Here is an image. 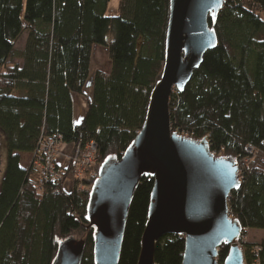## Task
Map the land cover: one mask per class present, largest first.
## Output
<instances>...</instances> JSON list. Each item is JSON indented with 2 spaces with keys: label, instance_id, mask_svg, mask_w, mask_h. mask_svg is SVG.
Returning <instances> with one entry per match:
<instances>
[{
  "label": "trees",
  "instance_id": "obj_1",
  "mask_svg": "<svg viewBox=\"0 0 264 264\" xmlns=\"http://www.w3.org/2000/svg\"><path fill=\"white\" fill-rule=\"evenodd\" d=\"M209 19L217 47L207 53L183 93L170 98L174 132L207 140L232 158L241 186L228 207L244 229L264 232V0H224ZM0 0V135L8 152L0 189V264H54L61 243L85 242L81 264H95V228L88 220L94 181H77L71 162L60 183L39 191L34 155L43 137L74 148L96 146L98 170L121 159L142 131L166 59L170 0ZM27 34L23 51L15 47ZM110 36L113 37L110 40ZM94 47L108 51L110 73L97 72L83 122L74 123L73 95L84 97ZM21 60L19 65L13 62ZM73 181L67 192L64 184ZM82 187V188H81ZM154 179L143 176L127 221L119 264H138ZM260 246L259 257L255 248ZM245 264H264V242L244 245ZM185 240L164 236L156 264H182ZM229 247L221 249L224 264Z\"/></svg>",
  "mask_w": 264,
  "mask_h": 264
},
{
  "label": "water",
  "instance_id": "obj_2",
  "mask_svg": "<svg viewBox=\"0 0 264 264\" xmlns=\"http://www.w3.org/2000/svg\"><path fill=\"white\" fill-rule=\"evenodd\" d=\"M224 0H170L166 59L155 86L144 127L121 159L109 158L100 168L88 207L95 228V264H119L135 192L143 176L154 179L148 222L138 264H156L159 241L168 235L185 240L182 264H245L238 242L243 229L229 217L228 201L241 186L232 158L216 157L207 140L196 141L174 132L170 98L183 93L207 53L218 40L210 29ZM83 240L61 243L54 264H81Z\"/></svg>",
  "mask_w": 264,
  "mask_h": 264
},
{
  "label": "built area",
  "instance_id": "obj_3",
  "mask_svg": "<svg viewBox=\"0 0 264 264\" xmlns=\"http://www.w3.org/2000/svg\"><path fill=\"white\" fill-rule=\"evenodd\" d=\"M65 144L61 141L59 136L43 137L39 143L36 153L33 155L32 165L35 168V185L42 191V188L49 183L57 184L63 179L68 167H61L57 163V157L60 154ZM210 145V144H209ZM211 148V145H210ZM214 154V153H213ZM218 157L216 154H214ZM71 162L75 166V178L77 181L89 180L96 182L100 177V169L98 170V159L96 156V146L90 143L85 147H78L74 149V156ZM241 181V180H240ZM82 188V187H81ZM229 202V201H228ZM229 217L235 220L229 210ZM243 229L239 240V246L243 248L245 244L244 237L250 231ZM262 251L260 246L255 248V256L258 258ZM255 264H259L257 260Z\"/></svg>",
  "mask_w": 264,
  "mask_h": 264
},
{
  "label": "rangeland",
  "instance_id": "obj_4",
  "mask_svg": "<svg viewBox=\"0 0 264 264\" xmlns=\"http://www.w3.org/2000/svg\"><path fill=\"white\" fill-rule=\"evenodd\" d=\"M119 2H120V0H110L109 5H108V17L109 18H114V17L118 16ZM109 38H110V40L113 39L112 36H110ZM26 39H27V34L25 33L16 44L15 49H16L17 53L24 50L25 44H26ZM99 48L106 50L103 47H99ZM13 62L21 63V60H19L17 58ZM109 65H110V61H109L108 52H107V54H105V55H101V56L99 55L98 56V62L96 63V65H94V68L96 66H99L98 69L102 68L105 71H107L109 68ZM72 156H74V151H73ZM72 156H71V159H73ZM32 161H33V157H32V160L30 163H28L29 162L28 159L24 160L23 166L29 167L32 164ZM7 162H8V152H7V148H6L5 138L0 135V189H1L2 181L4 179V175L6 173ZM74 178H75V176H74ZM75 180H76V178H75ZM64 189L67 192H71L73 189V181L68 180L67 182H65ZM81 238H83V237H78L77 240L80 241ZM244 240H245L246 245H261L264 242V233L261 235L258 232L249 231L247 233V235L244 237Z\"/></svg>",
  "mask_w": 264,
  "mask_h": 264
},
{
  "label": "crops",
  "instance_id": "obj_5",
  "mask_svg": "<svg viewBox=\"0 0 264 264\" xmlns=\"http://www.w3.org/2000/svg\"><path fill=\"white\" fill-rule=\"evenodd\" d=\"M107 50L101 49L99 47H94L93 49V56H92V63H91V71H90V77L88 79V82L86 84V87L84 89V97H80L78 95H73V104H74V123L76 126L80 125L83 120L85 119V116L87 114L88 111V104L91 102L92 98H93V88H94V78L97 72H103V73H110V69H111V65H109V68L107 71H105L102 68H99V66H96L94 68V65H96V63L98 62V56L100 55H105L107 54ZM19 65L22 64L21 63H17ZM74 146L73 145H64V147L62 148L60 154L57 157V163L61 166V167H69V165L71 164V156L73 154L74 151ZM32 155H28V154H21V159H22V166H23V161L28 159V163L31 162L32 160ZM24 168H27L25 166H23ZM254 232H258L261 235L264 233L263 231H254Z\"/></svg>",
  "mask_w": 264,
  "mask_h": 264
}]
</instances>
